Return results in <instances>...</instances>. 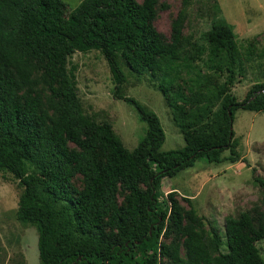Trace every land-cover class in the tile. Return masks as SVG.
Listing matches in <instances>:
<instances>
[{"label":"trees","instance_id":"1","mask_svg":"<svg viewBox=\"0 0 264 264\" xmlns=\"http://www.w3.org/2000/svg\"><path fill=\"white\" fill-rule=\"evenodd\" d=\"M190 2L183 0L167 43L154 27L157 0H83L67 18L62 0H0V173L18 181L16 218L37 232L39 264H264L263 212L226 217L222 236L192 206L185 211L175 191L161 190L199 160L237 161L223 156L234 146L235 113H264V84L242 101L199 72L188 95L161 84L185 144L171 151L161 150L157 115L121 94V62L136 76L165 79L182 67L193 74L197 45L182 37ZM204 37L212 68L233 78L241 60L233 28L218 20ZM91 51L106 60L113 97L146 126L133 150L111 124L84 114L67 61ZM256 181L264 195V180Z\"/></svg>","mask_w":264,"mask_h":264},{"label":"rangeland","instance_id":"2","mask_svg":"<svg viewBox=\"0 0 264 264\" xmlns=\"http://www.w3.org/2000/svg\"><path fill=\"white\" fill-rule=\"evenodd\" d=\"M83 0H62L64 17ZM141 3L143 0H136ZM183 0H157L154 27L162 39L171 42L172 23L182 11ZM163 6L167 8L164 9ZM223 20L233 28L241 60L231 78L224 69H213L215 61L205 41V33L212 24ZM182 37L197 45L198 53L190 62L193 70L182 67L169 77L151 78L149 74L136 76L121 62L126 82L121 94L136 100L154 112L163 127L165 141L162 151L184 147L183 137L173 120L159 86L170 82L173 95L182 90L188 95L191 76L197 72L221 87L230 86V94L242 101L255 84H264V0H191L186 11ZM193 53V52H192ZM250 55V56H249ZM76 67L77 94L84 114L96 122L112 125L124 147L133 150L145 134L146 126L140 122L132 105L113 97L114 83L106 60L98 51L75 53L67 61V68ZM212 68V69H211ZM232 82V83H231ZM234 146L223 153L237 157V161L211 164L199 160L176 177L164 179L161 190L166 196L171 191L185 211L192 206L199 217L224 233V220L241 212L257 208L264 213V195L256 179L264 180V113L238 110L234 116ZM9 173H0V264H39L38 235L34 227L16 218L21 189ZM81 187L80 178L74 181ZM180 193H178V191ZM181 198L190 199V205ZM122 201V196L118 198ZM264 260V240L257 244Z\"/></svg>","mask_w":264,"mask_h":264},{"label":"crops","instance_id":"3","mask_svg":"<svg viewBox=\"0 0 264 264\" xmlns=\"http://www.w3.org/2000/svg\"><path fill=\"white\" fill-rule=\"evenodd\" d=\"M178 191V193H180V191L179 190H177ZM181 194V193H180Z\"/></svg>","mask_w":264,"mask_h":264}]
</instances>
